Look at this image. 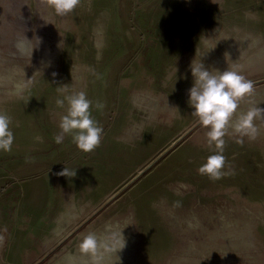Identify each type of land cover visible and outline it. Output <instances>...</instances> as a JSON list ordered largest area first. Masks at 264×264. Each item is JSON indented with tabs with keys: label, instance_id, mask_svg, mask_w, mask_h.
Wrapping results in <instances>:
<instances>
[{
	"label": "rangeland",
	"instance_id": "1",
	"mask_svg": "<svg viewBox=\"0 0 264 264\" xmlns=\"http://www.w3.org/2000/svg\"><path fill=\"white\" fill-rule=\"evenodd\" d=\"M193 59L253 82L236 115L264 108V0H79L64 16L0 0L15 137L0 151V264H264V118L254 140L225 136L229 175L199 174L210 150L187 104ZM58 88L103 104L91 152L55 142ZM89 232L96 259L78 247Z\"/></svg>",
	"mask_w": 264,
	"mask_h": 264
},
{
	"label": "clouds",
	"instance_id": "2",
	"mask_svg": "<svg viewBox=\"0 0 264 264\" xmlns=\"http://www.w3.org/2000/svg\"><path fill=\"white\" fill-rule=\"evenodd\" d=\"M78 3L79 0H49L54 13L60 16L71 12ZM189 70L193 79L188 89L187 104L192 109L191 115L206 129L205 144L210 150L197 172L209 179L218 180L230 174L225 171V136H235L237 143H243L244 137L254 140L258 134L254 120L264 118V108L250 107L236 115L239 101L253 92V82L238 70L228 67L223 71L206 68L201 61L196 63L194 59L190 62ZM175 75L177 77V69ZM57 91L56 105L63 112L59 115V131L54 137L55 142L59 144L65 136H70L79 150L91 152L100 144L103 133V128L93 117L91 108L101 109L103 104L97 101L93 105V101L84 91L68 92L64 88H58ZM11 124V117L0 111V151L8 152L12 148L15 137ZM71 171L64 167L59 174L64 176ZM122 244L124 247L123 238ZM98 246V238L92 232L85 234L78 245L82 253L91 254L94 259Z\"/></svg>",
	"mask_w": 264,
	"mask_h": 264
}]
</instances>
